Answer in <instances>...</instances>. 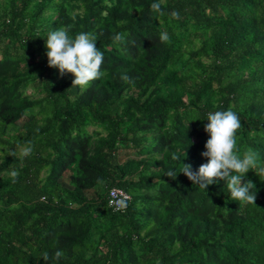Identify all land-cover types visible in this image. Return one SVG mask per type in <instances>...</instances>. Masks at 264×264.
Returning a JSON list of instances; mask_svg holds the SVG:
<instances>
[{
    "label": "trees",
    "instance_id": "trees-1",
    "mask_svg": "<svg viewBox=\"0 0 264 264\" xmlns=\"http://www.w3.org/2000/svg\"><path fill=\"white\" fill-rule=\"evenodd\" d=\"M60 27L97 37L86 88L47 64ZM229 107L264 164V0H0V264H264V175L241 204L179 172L207 162L206 113Z\"/></svg>",
    "mask_w": 264,
    "mask_h": 264
},
{
    "label": "clouds",
    "instance_id": "clouds-1",
    "mask_svg": "<svg viewBox=\"0 0 264 264\" xmlns=\"http://www.w3.org/2000/svg\"><path fill=\"white\" fill-rule=\"evenodd\" d=\"M151 9L159 13L161 5L153 3ZM172 15L178 17V13L173 12ZM96 39V35L90 32L70 36L68 29L64 27L49 31L44 41L48 66L58 69L60 76L71 73L74 76L72 86L86 88L90 82L103 76L101 66L104 54L97 48ZM112 39L119 43L123 41L124 36L116 33ZM160 40L168 42V33L161 32ZM206 120L203 129L208 134V139L200 155L207 158V162L200 164L195 170L191 164L183 163L179 172L192 184H197L203 189L217 181L226 182L231 200L241 204H255L256 191H252L255 185L251 180H245L244 176L249 170L257 176L264 175V164H261L258 153L251 149L240 153L236 139V132L242 127L239 116L229 107L223 111L206 113ZM31 154L30 145L20 148L21 158ZM9 155L15 156L16 153L10 152ZM17 175V172H12L13 177ZM165 176L175 180L177 172L170 170ZM126 199L127 197L115 201L116 210H123L126 207ZM62 255L63 252L59 250L55 253L57 259ZM42 256L44 260L48 259L47 253H43Z\"/></svg>",
    "mask_w": 264,
    "mask_h": 264
},
{
    "label": "built area",
    "instance_id": "built-area-1",
    "mask_svg": "<svg viewBox=\"0 0 264 264\" xmlns=\"http://www.w3.org/2000/svg\"><path fill=\"white\" fill-rule=\"evenodd\" d=\"M125 197H127L126 202H128L130 200L129 194H127L126 192H124L123 190L119 188L111 187L107 191L105 204L107 208H110L112 211H121V210H116L115 201L124 199Z\"/></svg>",
    "mask_w": 264,
    "mask_h": 264
},
{
    "label": "rangeland",
    "instance_id": "rangeland-1",
    "mask_svg": "<svg viewBox=\"0 0 264 264\" xmlns=\"http://www.w3.org/2000/svg\"><path fill=\"white\" fill-rule=\"evenodd\" d=\"M26 92L30 94V93H32V90H30V89L28 88V89L26 90ZM17 122L19 123L20 120H17ZM87 128L90 129L91 127L88 126ZM123 157H124L123 151L119 150V152H118V158H119V160L121 161ZM62 180L65 181V182L67 181L66 177H63ZM87 193H92V190H87Z\"/></svg>",
    "mask_w": 264,
    "mask_h": 264
}]
</instances>
